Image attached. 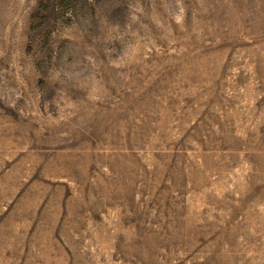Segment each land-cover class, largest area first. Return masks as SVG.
<instances>
[{
    "label": "rangeland",
    "instance_id": "1",
    "mask_svg": "<svg viewBox=\"0 0 264 264\" xmlns=\"http://www.w3.org/2000/svg\"><path fill=\"white\" fill-rule=\"evenodd\" d=\"M0 264H264V0H0Z\"/></svg>",
    "mask_w": 264,
    "mask_h": 264
}]
</instances>
